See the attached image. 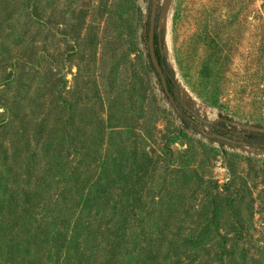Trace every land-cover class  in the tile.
<instances>
[{"label": "rangeland", "instance_id": "1", "mask_svg": "<svg viewBox=\"0 0 264 264\" xmlns=\"http://www.w3.org/2000/svg\"><path fill=\"white\" fill-rule=\"evenodd\" d=\"M158 2L178 110L154 0H0V264H264V0Z\"/></svg>", "mask_w": 264, "mask_h": 264}, {"label": "trees", "instance_id": "2", "mask_svg": "<svg viewBox=\"0 0 264 264\" xmlns=\"http://www.w3.org/2000/svg\"><path fill=\"white\" fill-rule=\"evenodd\" d=\"M159 21V14L157 15V22ZM163 34H162V44L160 45V40L157 36L156 38V50H157V55L159 58L160 63L164 66V70H165V75L167 78V84H168V89L170 92V95L167 94V92L164 90V93L166 94V96L169 98V100L171 101V97L174 99V103L172 102V104L175 106V108L178 110V97L176 96V82H175V76H174V70L170 67L167 58L164 56L162 49H163ZM152 64V62H151ZM152 67L155 71V73L157 74L153 64ZM157 76L159 77V75L157 74ZM160 78V77H159ZM162 83V82H161ZM164 89V88H163ZM188 112L191 114V121L193 123H202L201 121H199L198 116L191 110L188 109ZM221 119H228V118H221ZM231 120V119H229ZM205 123V121H203ZM186 127H189V124L185 121L184 122ZM216 130H226V127H232L234 129H236L237 127L232 126L227 124L224 121H220L218 122V124L215 126ZM241 135L245 138L244 143L250 147H260V148H264V134L261 133H256V132H249L246 130H241Z\"/></svg>", "mask_w": 264, "mask_h": 264}, {"label": "water", "instance_id": "3", "mask_svg": "<svg viewBox=\"0 0 264 264\" xmlns=\"http://www.w3.org/2000/svg\"><path fill=\"white\" fill-rule=\"evenodd\" d=\"M158 5L159 2L158 0H154V7L152 9V15H151V19H150V29H149V39H148V48H149V55H150V59L151 62L157 72V74L160 77V80L162 82L163 88L164 90L167 92L168 95H170L169 89H168V84H167V78L165 75V70H164V66L160 63L158 55H157V50H156V38L158 36L159 40H160V45L162 44V34L157 32V15H158ZM171 102L174 103V99L171 97ZM220 121H224L229 125L238 127L240 129L249 131V132H256V133H261L264 134V127H259V126H252V125H246V124H239L237 122H234L232 120L229 119H221ZM205 135H207L208 137H214L220 140H224V141H233L232 139L222 135V134H218L215 133L213 135L205 132Z\"/></svg>", "mask_w": 264, "mask_h": 264}]
</instances>
